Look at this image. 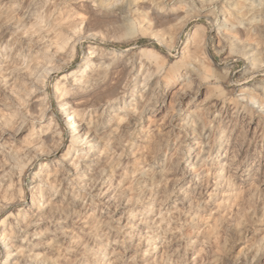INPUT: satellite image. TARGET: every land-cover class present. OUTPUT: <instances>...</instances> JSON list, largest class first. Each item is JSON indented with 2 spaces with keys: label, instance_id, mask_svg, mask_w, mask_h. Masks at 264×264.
Returning <instances> with one entry per match:
<instances>
[{
  "label": "rangeland",
  "instance_id": "1",
  "mask_svg": "<svg viewBox=\"0 0 264 264\" xmlns=\"http://www.w3.org/2000/svg\"><path fill=\"white\" fill-rule=\"evenodd\" d=\"M262 3L0 0V264H264V220L225 227L264 210V115L241 110L264 94ZM192 69L193 111L214 94L225 131L165 162L167 109L128 113L138 86Z\"/></svg>",
  "mask_w": 264,
  "mask_h": 264
},
{
  "label": "clouds",
  "instance_id": "2",
  "mask_svg": "<svg viewBox=\"0 0 264 264\" xmlns=\"http://www.w3.org/2000/svg\"><path fill=\"white\" fill-rule=\"evenodd\" d=\"M260 7H264V3L260 5ZM171 58V54H170ZM182 60L190 61L191 56L182 57L181 55H177L175 60L170 68L175 69L178 65H181ZM190 63L188 67H190ZM264 68V62H260L258 64H254L253 68ZM205 83L203 79L202 73L198 69H192V71L181 72L179 70L173 71L169 73V75L165 78V83L163 89L159 82H156L154 85L149 86L147 83L138 86L136 93L133 97V104L139 109L138 113H132L129 111L130 116H135L137 118V123L140 127H143L140 124L141 120H144L149 116H156L157 111L159 109H167L166 114L164 115V123L163 127L167 130L164 134H158V151L160 153L161 159L165 162H168L171 157V147L175 145L172 144V140L176 143L183 145V142L188 139L189 134H191V139L193 141L200 140L202 143L196 145L192 151H196L199 148L200 151H203L205 146L211 145V138L214 134L220 132L223 133L225 131L224 128L220 126V115L219 109H215L212 106V95L211 94L205 101V105H201L196 112L193 111L194 108H197V104L199 101L197 100V93L200 88V85ZM174 92L172 99L173 104L169 108L168 107V93ZM238 99L244 100L245 98L241 94ZM219 101H217L218 103ZM259 102V113L264 115V94H259L256 100H247L243 107L242 111L248 112L249 105L255 106ZM212 112H215V115H211ZM211 115V119L209 116ZM213 121H216V125H213ZM158 123V121L156 122ZM156 123L151 125L150 129L154 131L156 127ZM207 130V131H205ZM171 133V136L168 135ZM207 140L208 144L206 145L203 141ZM207 159H211V156ZM32 161L29 160L30 164ZM187 166V164H186ZM176 165H173L170 168V171H174ZM174 174L179 175L174 171ZM180 179H183V176H179ZM178 183V181H177ZM147 188V185L145 186ZM155 187V185H153ZM192 186L189 185V188ZM187 191V189H184ZM219 191H224L223 188L217 190L213 189L211 192H207V200L201 197L199 204H194L191 211L194 213L193 219H196L199 216V210L201 205H208L209 201L214 203L215 199H219ZM231 191V189H228ZM146 198L150 199V196H146ZM135 208V205H132ZM261 211L260 216H256V212L249 209L252 212V215L245 218L248 214L244 213L243 215L237 216L233 214L232 217L225 219V227L226 229H232L233 231H240L242 228L247 227L250 221H260L264 220V210L257 209ZM139 211V209H136ZM132 211L125 209L124 217L126 218L128 223L125 227L131 228L133 222ZM116 227L119 228V222H116ZM193 264H197L196 260H193Z\"/></svg>",
  "mask_w": 264,
  "mask_h": 264
}]
</instances>
